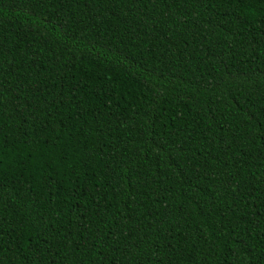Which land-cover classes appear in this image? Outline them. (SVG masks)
Returning a JSON list of instances; mask_svg holds the SVG:
<instances>
[{
  "label": "trees",
  "instance_id": "16d2710c",
  "mask_svg": "<svg viewBox=\"0 0 264 264\" xmlns=\"http://www.w3.org/2000/svg\"><path fill=\"white\" fill-rule=\"evenodd\" d=\"M0 264H264V0H0Z\"/></svg>",
  "mask_w": 264,
  "mask_h": 264
}]
</instances>
